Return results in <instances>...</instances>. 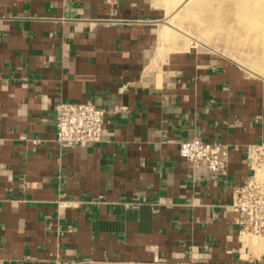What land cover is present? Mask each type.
<instances>
[{
	"label": "crops",
	"instance_id": "crops-1",
	"mask_svg": "<svg viewBox=\"0 0 264 264\" xmlns=\"http://www.w3.org/2000/svg\"><path fill=\"white\" fill-rule=\"evenodd\" d=\"M163 0H0V264H264L231 210L264 143V79L193 48L160 51ZM103 135L55 141V105ZM193 137L229 147L199 178Z\"/></svg>",
	"mask_w": 264,
	"mask_h": 264
},
{
	"label": "built area",
	"instance_id": "built-area-1",
	"mask_svg": "<svg viewBox=\"0 0 264 264\" xmlns=\"http://www.w3.org/2000/svg\"><path fill=\"white\" fill-rule=\"evenodd\" d=\"M55 141L61 148L88 147L99 143L103 135L104 111L91 102L59 101L55 105ZM179 156L189 163L197 177L216 180L228 169L229 147L193 137L179 143ZM246 159L250 174L234 188L231 210L241 229L264 233V143L249 148Z\"/></svg>",
	"mask_w": 264,
	"mask_h": 264
},
{
	"label": "rangeland",
	"instance_id": "rangeland-1",
	"mask_svg": "<svg viewBox=\"0 0 264 264\" xmlns=\"http://www.w3.org/2000/svg\"><path fill=\"white\" fill-rule=\"evenodd\" d=\"M163 1L165 3L167 15L162 22L161 35L158 40L160 42L159 49L161 52L164 50L173 51L193 48L199 52L218 56L219 58L237 65L252 78L264 79V62H262L264 61V35L258 39L256 48L251 51V53L248 51L245 52L244 55H247L246 59L244 58V55H240L237 52L236 47L238 43L225 40L224 38V31L228 28L231 22L240 18L242 14L249 12L252 9L251 7L242 6L243 3H240L239 8L228 10L224 9L227 6L222 4V7H224L223 9L217 5L215 8L217 11L213 10L211 12L209 11L211 10L209 8L204 9V7L208 6L211 0ZM228 1L230 3L231 1H243L245 3L248 0ZM212 33H215L216 35ZM234 50L237 52L236 54H239L238 57ZM257 61L262 63L260 65V67H262L261 69L259 65H257ZM260 176L264 177V172L260 173ZM248 234L250 239L255 240L256 242L264 239V233L260 235Z\"/></svg>",
	"mask_w": 264,
	"mask_h": 264
},
{
	"label": "bare ground",
	"instance_id": "bare-ground-1",
	"mask_svg": "<svg viewBox=\"0 0 264 264\" xmlns=\"http://www.w3.org/2000/svg\"><path fill=\"white\" fill-rule=\"evenodd\" d=\"M206 3H208V2H206ZM240 3L241 4L243 3L242 6L244 5L247 7H251L252 9L249 12H247L246 14H242L241 16L239 15L240 18H237L236 20L232 19L233 22H231V24L228 26V28H226V30L224 31V38H225V40H228V41H231L234 43H238V45L236 47L237 52L240 55H244L245 52H247V51L251 53V51H253L256 48L258 39L262 35H264V0H248L245 3L243 1H240V2L231 1V3H230L228 0H211L210 3L208 4V6L204 7V9L209 8V9H211V10H209L211 12L213 10L217 11V9L215 10L217 5L223 9L224 7H222V4H225L227 7L224 9L234 10V8L236 9V8L240 7L239 6ZM229 4H231V5H229ZM212 34H215V33H212ZM217 34H219V33H217ZM219 42H221V41H219ZM237 52L235 51V54ZM239 54H236V56L238 57ZM244 56H245L244 58L246 59L247 55H244ZM261 58H262V55H261ZM258 61H259V59H258ZM262 62H264V61H262ZM258 63H257V65H259V67H260V65L262 63H259V64ZM261 68L262 67H260V69Z\"/></svg>",
	"mask_w": 264,
	"mask_h": 264
}]
</instances>
